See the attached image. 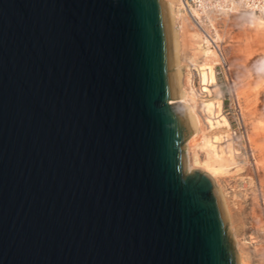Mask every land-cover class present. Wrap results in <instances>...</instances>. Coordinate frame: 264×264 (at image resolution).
Listing matches in <instances>:
<instances>
[{
    "label": "water",
    "instance_id": "1",
    "mask_svg": "<svg viewBox=\"0 0 264 264\" xmlns=\"http://www.w3.org/2000/svg\"><path fill=\"white\" fill-rule=\"evenodd\" d=\"M162 0H0V264H238Z\"/></svg>",
    "mask_w": 264,
    "mask_h": 264
},
{
    "label": "rangeland",
    "instance_id": "2",
    "mask_svg": "<svg viewBox=\"0 0 264 264\" xmlns=\"http://www.w3.org/2000/svg\"><path fill=\"white\" fill-rule=\"evenodd\" d=\"M169 1L181 102L198 125L184 144L186 169L216 176L238 263L264 264V27L233 13L197 29ZM227 133L237 156L203 146V138Z\"/></svg>",
    "mask_w": 264,
    "mask_h": 264
},
{
    "label": "bare ground",
    "instance_id": "3",
    "mask_svg": "<svg viewBox=\"0 0 264 264\" xmlns=\"http://www.w3.org/2000/svg\"><path fill=\"white\" fill-rule=\"evenodd\" d=\"M162 2L164 4L166 15H167V19H168V26H169V32H170V38H171V44H172L173 67H171V70L175 71L176 83H177V89H178V98H179L178 100H172L170 103L171 104L172 103H182L181 102L180 82H179L180 81L179 80V75L180 74H179V71H178L179 69L177 68V64H178V41L177 40L178 39H177V33H176V31L174 29V26H173L175 11H174V8H173V3L171 1L162 0ZM233 13H236V14L243 15V16L247 17V19L249 20V22L251 24L257 23V24L261 25L262 27H264V18L262 16H259V15H253L251 13L242 12V11L224 13V14H221V15H225V14H229L230 15V14H233ZM212 16L213 17L214 16L220 17V15H208V16H206V18L208 19L209 22H210V19L212 18ZM183 106L185 108L184 104H183ZM185 111H186L187 120H188V128H187L188 137H187V139L189 138V141H191V139L193 138L194 134L198 131V125L197 124H193L192 117H191L189 111L186 108H185ZM230 136H232V134L227 133V134H224V135H215V136L205 137V138H203V141H204L203 142V146L204 147L213 148V150L216 153H220L221 154L223 151H225V152L229 153L230 156H232V155L237 156V152L238 151L234 150L231 147ZM184 144H185V142H184ZM184 144H183L184 150L186 149V151H187V146L186 145L184 146ZM184 160H185V157H184ZM186 166L187 165H186V160H185V169H186ZM186 171H187V169H186ZM188 172H190V171L188 170ZM200 173H202V172H200ZM204 173L210 178V180L212 181V183L214 185L216 176L214 174L210 173V172H204ZM214 188H215V185H214ZM215 190H216V188H215ZM216 193H217V190H216ZM217 196H218V193H217ZM220 196L222 197L221 194H220ZM221 197L218 196V199H219L220 206H221L224 218H225L226 214H227V211H226V208L224 206V203H223V200L221 199ZM225 221H226V218H225ZM236 255H237V252H236ZM237 263H238V255H237Z\"/></svg>",
    "mask_w": 264,
    "mask_h": 264
},
{
    "label": "built area",
    "instance_id": "4",
    "mask_svg": "<svg viewBox=\"0 0 264 264\" xmlns=\"http://www.w3.org/2000/svg\"><path fill=\"white\" fill-rule=\"evenodd\" d=\"M181 10L197 29L209 25L208 15L242 11L264 18V0H177Z\"/></svg>",
    "mask_w": 264,
    "mask_h": 264
},
{
    "label": "crops",
    "instance_id": "5",
    "mask_svg": "<svg viewBox=\"0 0 264 264\" xmlns=\"http://www.w3.org/2000/svg\"><path fill=\"white\" fill-rule=\"evenodd\" d=\"M185 108L189 111V108L185 105Z\"/></svg>",
    "mask_w": 264,
    "mask_h": 264
}]
</instances>
